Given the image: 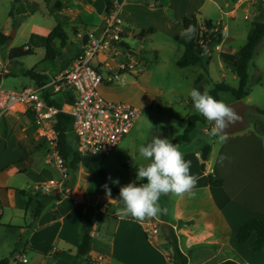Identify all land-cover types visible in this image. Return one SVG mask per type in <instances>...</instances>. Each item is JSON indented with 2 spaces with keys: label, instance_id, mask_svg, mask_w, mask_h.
Instances as JSON below:
<instances>
[{
  "label": "crops",
  "instance_id": "1",
  "mask_svg": "<svg viewBox=\"0 0 264 264\" xmlns=\"http://www.w3.org/2000/svg\"><path fill=\"white\" fill-rule=\"evenodd\" d=\"M23 1H26L27 5H23ZM89 1L95 2L96 0H10L13 4L11 12L14 14L15 8L19 6V16H23L24 19L16 29L14 36H10L8 31L2 34L10 37L8 44L14 42L19 36L24 37L27 40L24 47H30L35 52L38 48H46L45 38L58 25L64 30L70 28L73 31L74 28H79L77 41L80 43L78 47L80 53L83 48L82 37L102 31L107 10L116 0H104L103 15L98 14ZM118 1L121 3L118 18L124 35L122 43L127 45L129 50L124 49L121 43L120 48H123V51L120 55L104 60V54L107 57L110 55L107 51L96 60L95 64L100 69H105L109 75L108 80L111 79L105 87H101L102 92L108 98L124 100V96L128 93L125 90L132 89L139 93V96L143 93L140 99L145 100V106H148L151 99L147 100L144 96L149 80V74H146L148 70L144 54L164 48L168 44L166 39L160 40L159 34H163L164 38L172 36L176 26L173 18V5L169 3V0ZM58 2L63 3L60 9L55 8ZM29 5L35 6L29 7ZM44 7L50 11V17L52 10L61 17H73L71 20L85 13L87 24L84 27L78 24L67 25L69 20L64 18L55 20L53 24L45 20L40 21L36 13L38 10L42 12ZM247 8L248 6L245 7ZM33 10L37 11L33 13ZM11 12L9 19L14 17L11 16ZM199 12L191 15L197 41H200L196 36L197 31L204 29ZM176 18H178L179 26L185 29L184 21L188 18L186 13ZM212 23L221 24V22ZM68 37L69 42H75L74 39H70L69 35ZM184 38L181 37L179 41L182 42ZM59 45V41L53 43L54 47ZM262 45H264V39L256 49L254 58ZM126 50L138 54L141 64L136 65L135 60L125 54ZM240 50L241 48H232L226 38L222 43L217 44L212 53L208 55V59L212 60L217 54L223 72L222 78L227 80L231 77L235 82L230 85L233 88L239 87V78L234 63L238 59ZM184 52L183 47L182 56ZM197 53L205 58L202 49L197 50ZM208 59L205 58V61ZM123 66H134V69L124 71ZM11 67L12 65L8 69L0 62L1 79L10 73ZM195 67H201L204 71L202 66ZM137 68L146 76L121 84L117 83L119 86L113 88V83L120 80L121 73L135 74ZM32 70L35 71V69ZM261 71L260 67H256L255 82L260 84L262 82ZM38 74L46 76L47 82L58 76L57 74L49 79L48 74L51 73L47 71H41ZM117 75L118 79H115ZM28 78L33 80L31 77ZM242 101L254 108L262 109L261 105L256 103L250 95ZM251 112L258 116L256 111ZM207 125L209 123L205 126ZM193 133L189 143L179 146L186 145L180 151L184 154L185 160L191 161V174L199 177L194 189L195 194L183 198L164 195L167 209L165 215L146 220L144 223H138L131 217L121 219L118 214L121 208L117 197L111 192L112 200H109L106 192L94 193V175L80 166L77 171H71L67 167L64 172L58 171L61 178L67 175L70 183L75 186V197L82 200L78 205H74L70 199L62 197L59 193L51 199L42 198L47 195L36 192V187L53 178L46 169L39 170L36 178L33 179L30 191L34 193L32 195L34 200L43 201L45 207L40 216L35 218L36 203L28 205L27 198L22 194V191L28 194L30 192L23 187L17 189L10 185V182L15 176L30 175L34 172V168H38L36 155L39 152H47L48 147L42 138L44 131L34 124L22 106L1 118L0 227L5 225L9 231L18 230L21 235L25 236L24 239L18 238V245H21L23 249L17 248L12 252L10 264H73L77 258L78 246L83 235L86 214L92 210L89 218L96 214L100 215L96 207L103 200L105 204L111 205V210L113 205H117V210L113 214L111 211L106 213L105 218L101 216L97 222L92 220V251L81 258L78 264H114L115 262L116 264H174L172 247L166 234L160 233L165 226L174 231L181 252L188 256V264H220L231 260L241 264H264V251L254 252L253 250L256 234H253L245 243L238 241L240 228L247 222L264 215V135L256 130L253 121L248 126V130L229 135L226 143L221 144L219 140L213 141L211 152L205 162V170H202L204 146L200 143L193 144ZM204 133L209 134L206 130ZM221 156L227 159L221 162ZM209 176L223 181V185L221 187L211 186ZM86 198L90 201L89 204L85 203ZM46 200L49 202L47 208ZM101 211L104 215V209ZM28 221H30L29 224ZM154 228L158 230L156 234L153 233ZM100 258H102L101 261ZM2 260L0 259V262Z\"/></svg>",
  "mask_w": 264,
  "mask_h": 264
},
{
  "label": "rangeland",
  "instance_id": "2",
  "mask_svg": "<svg viewBox=\"0 0 264 264\" xmlns=\"http://www.w3.org/2000/svg\"><path fill=\"white\" fill-rule=\"evenodd\" d=\"M169 3L173 5V18L176 23L172 36L170 38H164L163 34H159L160 40L166 39L168 44H166L164 48L156 51H149L144 54L148 70L146 74H149L147 90L144 96L147 100L151 99V103L145 106V100L140 99L143 97V93L139 96V93L132 89L125 90V92L128 93L124 96V100H117L105 96L102 92L103 86L101 88V94L105 99L130 104L141 109L142 114L135 123L132 132L119 143L110 156L106 158H93L101 163L109 181V184H107L103 176L98 174L94 175V193H104V185H107L112 192V189L119 190L121 186L129 182L135 181L137 185L143 183V181L136 180L137 166L146 163V161L139 156L138 147L141 144L151 142L153 137L168 138L173 143L177 136L184 133L187 127V118L193 115H200L195 111L189 96V92L193 88L201 92L207 89L209 92L213 90L214 86L218 83H227L229 85L235 83L231 77L227 80H223V72L220 68V59L217 54H215L213 59L209 62L207 72L202 71L201 67H189L185 69L177 67L176 63L183 54V47L179 39L182 37L180 33L184 28L179 26L178 18L176 17L186 13L187 17L192 19L191 15L200 11V14H198L201 22L205 20L221 22V24L214 25L217 34L222 37V41L228 38V44L235 49H240L245 45L254 21L259 20L264 22V0H169ZM227 3L228 5L226 6ZM23 5H27V2L23 1ZM12 6L13 4H11L10 0H0V34L4 31H8L10 36H14L16 29L23 22L24 17L19 16V6L15 8L14 17L9 19ZM247 6L248 8L245 9ZM29 7H33V5H29ZM110 8L111 6H109V9ZM227 12L229 13L226 14ZM51 13L52 15L50 17V11L44 7L42 12L38 10L36 17L38 20H45L50 24H53L55 20L64 18L65 20H69L67 25L78 24L80 27H84L87 24L85 21H88L85 13L77 16L75 20H71L73 17L69 16L61 17L54 10H52ZM55 14H57V16ZM123 25H125V23H123ZM78 29L74 28L72 31L70 28H65L70 39H74L75 42H68L65 48H63L61 44L58 47L53 46L59 54L55 60L46 59V48H38L31 56L18 60H11V50L24 47L26 44L27 40L22 36H19V38L11 44L0 47V62H2L6 68L8 67V69L12 65L10 73L6 74V76L0 80V88L14 91L21 90L24 86L26 87V85L28 87H34L35 81L23 75L26 70L35 69L38 73L47 71L51 73L48 74L50 77L49 79L54 78L63 69L67 68L79 53L78 47H80V43L77 41L79 36ZM203 30L200 29L197 31L196 36H198V40H201V33H203ZM85 37L86 36L82 37V41ZM123 48L118 47V52L121 53ZM107 53L110 55L107 57L104 54V60L115 55L112 50H108ZM205 58L208 59V55H205ZM256 67L262 69L260 72L262 76L261 84L255 82ZM146 74H143L138 68L135 74H127L126 72L121 73L120 80L113 83L112 86L115 88L119 86L117 83L121 84L122 82L141 79L146 76ZM199 78H201V80H199ZM247 90L250 97L264 109V45L260 47L250 67ZM53 99L61 102L63 99L62 93L55 95ZM219 100H223L229 105L236 102L233 94L229 92L219 93ZM61 105H63L66 110L70 109L67 104ZM247 116L249 125L257 118L251 111L247 112ZM258 118V120L264 121V117L260 116ZM212 127L213 125L211 124L207 126L202 124L198 125L193 133V144L200 143L204 148L205 146H212V142H215L218 138L210 134L205 135L204 133L205 130L210 133ZM183 146L186 145L179 146V149ZM36 158L38 159V168H34V172L27 176H15L10 182V185H13V187L17 189H22L23 187L27 192H30L25 196L27 200L30 196L34 195L33 191H30V186H33V179L36 178L39 170L46 169L50 172L53 179H61L58 170L46 164L45 151L39 152ZM114 180H118L119 183L114 184ZM61 196L64 197L63 195ZM45 202L47 208L49 202L47 200ZM85 203L89 204L90 201L86 198ZM159 203L162 208L166 209L164 195L160 197ZM106 204L103 200L102 203L96 207L100 215L96 214L95 216H91L90 220L97 222L101 216L105 218L106 213H110L111 211V214H113L115 210H117V205H113L111 210V205ZM102 209H104V215L101 214ZM161 215H165V213ZM161 215L159 216L161 217ZM29 222L30 221L27 223L29 224ZM160 233L164 235L163 230H161ZM19 237L24 239L25 236L21 235L18 230L16 232L9 231L5 225L0 227V259L11 258L12 252L15 249H23L21 245H18L19 242L17 240ZM23 242L25 241L23 240ZM114 264H116V262Z\"/></svg>",
  "mask_w": 264,
  "mask_h": 264
},
{
  "label": "built area",
  "instance_id": "3",
  "mask_svg": "<svg viewBox=\"0 0 264 264\" xmlns=\"http://www.w3.org/2000/svg\"><path fill=\"white\" fill-rule=\"evenodd\" d=\"M121 3L116 0L108 9L104 28L99 39L96 33L87 35L88 41L83 42L84 52L62 70L57 77L44 85L24 87L21 90H3L0 88V119L15 111L19 106L25 108V113L31 117L34 124L44 131V143L48 144L46 162L60 172L66 170V161L58 149L59 132L58 116L66 114L73 120L72 132L76 139V149L80 156L90 158H106L110 156L119 143L129 135L142 110L123 102L105 99L101 87L110 80H105L95 63L98 57L108 50L120 55L117 48L123 41L121 23L118 18ZM201 41V40H200ZM115 42L116 44H113ZM136 65L141 64L138 54L125 51ZM109 67V65H107ZM134 66H123L122 70H133ZM118 79V75L115 76ZM62 93L71 96L73 101L66 110L50 104L53 97ZM36 192L42 195H53L58 192L74 205L82 200L75 197V186L68 176L61 179H51L36 187ZM158 230L153 229L156 234ZM100 261L102 258L99 259ZM27 262V260H24Z\"/></svg>",
  "mask_w": 264,
  "mask_h": 264
},
{
  "label": "trees",
  "instance_id": "4",
  "mask_svg": "<svg viewBox=\"0 0 264 264\" xmlns=\"http://www.w3.org/2000/svg\"><path fill=\"white\" fill-rule=\"evenodd\" d=\"M62 3L58 2L55 5L56 9H60L62 7ZM112 5V4H111ZM110 5V6H111ZM35 6V5H33ZM37 10H33L32 12H36ZM108 11V10H107ZM11 16L14 14L11 12ZM192 26V19L186 18L184 21V27L187 29L189 26ZM204 30L202 33L201 41H197L195 36L191 39L184 38L181 42L182 46L185 49L184 55L177 61L176 65L180 69H185L189 67L202 66L205 72L208 71V65L211 61L209 58L205 61L204 56H200L197 53V50L202 49L205 55H210L217 44L222 42V37L219 36L216 32V27L210 20H205L203 22ZM123 35V34H122ZM124 37V35L122 36ZM264 39V22L256 20L253 23L252 29L248 34L246 44L241 48L238 53V59L235 61L234 66L236 68V74L239 78V87L233 88L230 85L225 83H218L215 85L214 89L209 91V94L214 98L219 100V93L221 92H229L232 93L235 97L236 101L243 100L249 96L248 93V79H249V67L254 59V55L256 49ZM10 40L9 36L4 34L0 35V47L8 44ZM55 41H59L61 46L65 48L68 45L69 37L62 26L58 25L50 35L45 38L46 43V58L49 60H55L58 56V52L54 49L53 43ZM88 41V37L83 39V42L86 43ZM122 46L129 50L128 46L122 43ZM34 54V51L30 47H21L14 48L11 50L10 59L18 60L24 57H28ZM24 76L31 77L37 85H44L47 83V77L36 73L34 70H29L24 72ZM9 77V76H8ZM1 80V78H0ZM201 80V78H199ZM61 102L56 100H51L50 104L54 105L58 108H63L61 104H70L73 99L71 96H63ZM257 113V118L254 119L256 130L264 135V121L258 120V117H264V110L259 108H254ZM208 122L202 115H193L187 118V127L183 134L177 136L173 143L180 145L184 143H189L191 139V134L196 130L199 124L206 125ZM73 120L70 116L66 114H60L58 116V124L57 129L59 132V140H58V149L60 154L63 156L66 161V166L71 171H77L80 166H83L86 170L91 172L93 175H101L105 178L106 183L108 184V179L106 172L103 170L101 163L97 162L93 158L90 157H82L79 155L75 143L76 139L72 132ZM211 152V146H205L203 149V164L202 170H205V162L208 159V156ZM147 181L144 180L143 183ZM209 184L213 187H221L223 185V181L216 180L214 177L209 176ZM113 195L119 198V190L112 189ZM23 195H27L26 192L22 191ZM42 198H53L52 195L42 196ZM33 196L28 198V205H32L34 202L36 203L34 217L37 218L42 213L45 203L43 201H36ZM118 205L120 208L123 207L122 203L118 200ZM92 210H90L86 214V221L84 223L83 235L81 238V242L78 246V254L75 262L73 264H78V261L87 256L92 251V228L93 222L89 218V214ZM163 232L166 234V237L169 241L170 246L173 251V259L174 264H188V256L184 255L178 245L177 237L172 230V228L165 226L162 228ZM256 234V241L253 247L254 252H262L264 251V215L257 217L245 225H243L238 232V241L240 243L247 242L250 237ZM11 258L3 259L0 264H10ZM220 264H241L237 261H226Z\"/></svg>",
  "mask_w": 264,
  "mask_h": 264
},
{
  "label": "clouds",
  "instance_id": "5",
  "mask_svg": "<svg viewBox=\"0 0 264 264\" xmlns=\"http://www.w3.org/2000/svg\"><path fill=\"white\" fill-rule=\"evenodd\" d=\"M195 28L189 26L181 31L180 35L191 39ZM193 107L197 113L213 125L210 135L217 137L221 144L229 139L227 131L231 126L243 121V117L233 105L218 100L205 89L203 92L193 88L189 92ZM139 156L146 163L137 166L136 180L146 183L136 184L135 181L121 186L118 200L123 207L118 214L121 219L131 217L138 223L157 218L167 209L161 207L159 201L162 195L183 198L193 196L199 177L191 174V161L184 159L179 145L172 143L168 138L153 137L151 142L138 147ZM227 157L221 156L223 162ZM118 184V180L113 181ZM105 188L106 197L112 200L111 189Z\"/></svg>",
  "mask_w": 264,
  "mask_h": 264
},
{
  "label": "water",
  "instance_id": "6",
  "mask_svg": "<svg viewBox=\"0 0 264 264\" xmlns=\"http://www.w3.org/2000/svg\"><path fill=\"white\" fill-rule=\"evenodd\" d=\"M89 3L93 4L94 8L96 9L97 13L100 15L104 14L105 11V2L104 0H96L95 2L89 1ZM102 34V31H98L95 34V38L99 39L100 35ZM113 44H116L115 42H112ZM84 52V49L81 50L80 54ZM102 75L105 80H108L109 75L107 72H102ZM230 105H233V107L236 109V111L243 117V121L237 123L234 126H231L227 131L229 132V135L240 133L244 130H246L249 126V119L247 116L248 111H255L254 107L248 105L242 100L236 101ZM58 192H55L52 196H57Z\"/></svg>",
  "mask_w": 264,
  "mask_h": 264
}]
</instances>
